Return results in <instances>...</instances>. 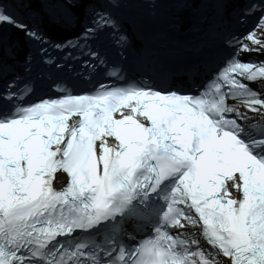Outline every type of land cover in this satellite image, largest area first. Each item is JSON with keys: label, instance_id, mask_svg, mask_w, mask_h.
<instances>
[{"label": "snow or ice", "instance_id": "obj_1", "mask_svg": "<svg viewBox=\"0 0 264 264\" xmlns=\"http://www.w3.org/2000/svg\"><path fill=\"white\" fill-rule=\"evenodd\" d=\"M117 7L0 0V182L19 195L36 181L67 205L98 209L91 227L68 234L78 237L73 249L80 233L89 241L68 264H264V0L231 6L239 27L213 34L220 53L196 91L127 79L112 55L131 41ZM229 7L216 5L215 23ZM56 26L71 31L58 36ZM55 51L109 75L88 89L54 82L60 91L35 97L21 73L36 60L52 64ZM156 94L188 97L196 111L153 113ZM58 170L68 176L62 188L53 186ZM173 208L179 222L161 224ZM34 259L11 245L0 255L3 264Z\"/></svg>", "mask_w": 264, "mask_h": 264}]
</instances>
